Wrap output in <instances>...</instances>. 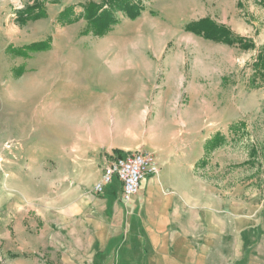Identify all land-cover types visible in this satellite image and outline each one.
Returning a JSON list of instances; mask_svg holds the SVG:
<instances>
[{
    "label": "rangeland",
    "instance_id": "obj_1",
    "mask_svg": "<svg viewBox=\"0 0 264 264\" xmlns=\"http://www.w3.org/2000/svg\"><path fill=\"white\" fill-rule=\"evenodd\" d=\"M33 1L0 0V264L18 261L22 218L38 222L35 216L61 203L64 174L98 179L102 156L113 148H102L99 159H71L79 131L98 120L114 127L115 146L137 142L118 126L139 128L143 141L151 130L157 141L183 131L186 138L211 137L207 176L216 197L253 203L264 217V71L254 66L263 53L264 0H133L140 15L116 12L117 22L102 34L78 16L83 3L101 0H37L44 16L20 22L17 10ZM69 5L78 20L61 21ZM204 17L233 42L185 30ZM37 42L49 45L26 50L28 57L14 52ZM178 91L182 101L170 102ZM174 120L186 129L164 134L160 123ZM263 238L259 225L242 264H264ZM38 258L32 264H42Z\"/></svg>",
    "mask_w": 264,
    "mask_h": 264
},
{
    "label": "crops",
    "instance_id": "obj_2",
    "mask_svg": "<svg viewBox=\"0 0 264 264\" xmlns=\"http://www.w3.org/2000/svg\"><path fill=\"white\" fill-rule=\"evenodd\" d=\"M169 96L174 103L183 99L182 91ZM180 122H161L160 128L164 134L173 126L186 129L187 123ZM116 128L137 142L115 146L114 127L98 120L82 135L79 131L71 159H99L102 148L142 147L154 155L159 172L147 176L126 203L120 199L121 185L115 178L97 194L96 176L81 177L75 170L72 176L64 174L56 193L61 202L57 208L52 213L43 210L35 216L38 222L22 218L25 228L16 235L22 240L14 250L16 264H32L39 256L42 264H214V256L217 264H242V253L255 239L256 227L264 229V217L255 215L253 203L216 197L207 176L211 137L186 138L183 131L184 135H162L157 141L151 130L143 141L139 128ZM244 209L248 214L241 217ZM28 224L38 227V232L34 234Z\"/></svg>",
    "mask_w": 264,
    "mask_h": 264
},
{
    "label": "trees",
    "instance_id": "obj_3",
    "mask_svg": "<svg viewBox=\"0 0 264 264\" xmlns=\"http://www.w3.org/2000/svg\"><path fill=\"white\" fill-rule=\"evenodd\" d=\"M82 11L78 14V16L86 19L87 23L94 29L95 32L102 34L105 33L106 30L110 29L112 24L117 22L115 13L122 12L126 17L133 20L137 18L141 11L142 6H139L133 0H101L96 3L94 1H88L87 3L82 4ZM44 7L41 1L34 0L32 4L25 5L22 9L17 10L16 18L25 23L28 20H35L42 16H44ZM58 18L66 22H74L78 20L76 18L74 6H67L64 8L58 15ZM222 29L226 31L225 28L221 26H217L213 21H211L208 17L201 18L197 21H191L185 25V30L189 31L195 35L202 36L203 38L211 39L214 41H222L224 43H232V39L224 38L223 34L216 35V29ZM223 38V39H222ZM48 43H32L30 45H25L23 48H19L15 50V54L28 57V52L26 50H41L47 48ZM250 47L251 45H246ZM262 54L258 55L257 61L254 63V66L260 68L264 71V46L262 47ZM21 68V69H20ZM23 67H19L20 72H23ZM261 71V72H262ZM233 127V126H232ZM219 139L218 135H214L212 139ZM117 151L118 149H114ZM201 163L205 164L203 160Z\"/></svg>",
    "mask_w": 264,
    "mask_h": 264
},
{
    "label": "built area",
    "instance_id": "obj_4",
    "mask_svg": "<svg viewBox=\"0 0 264 264\" xmlns=\"http://www.w3.org/2000/svg\"><path fill=\"white\" fill-rule=\"evenodd\" d=\"M158 172L159 165L152 153L139 149L114 150L105 156L100 176L93 184V191L103 193L105 186L115 178L121 185L120 199L126 203L137 194L147 176Z\"/></svg>",
    "mask_w": 264,
    "mask_h": 264
},
{
    "label": "bare ground",
    "instance_id": "obj_5",
    "mask_svg": "<svg viewBox=\"0 0 264 264\" xmlns=\"http://www.w3.org/2000/svg\"><path fill=\"white\" fill-rule=\"evenodd\" d=\"M51 70V69H50ZM45 75V74H44ZM36 89V88H35ZM38 89V88H37Z\"/></svg>",
    "mask_w": 264,
    "mask_h": 264
}]
</instances>
